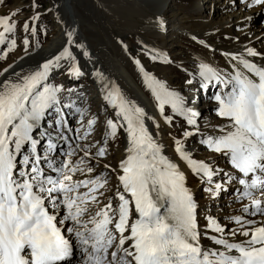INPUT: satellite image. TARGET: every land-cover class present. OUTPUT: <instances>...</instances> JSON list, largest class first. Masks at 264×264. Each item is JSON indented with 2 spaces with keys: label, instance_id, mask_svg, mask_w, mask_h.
<instances>
[{
  "label": "snow or ice",
  "instance_id": "6c2138e0",
  "mask_svg": "<svg viewBox=\"0 0 264 264\" xmlns=\"http://www.w3.org/2000/svg\"><path fill=\"white\" fill-rule=\"evenodd\" d=\"M237 6L264 9V0H227L226 9ZM38 7L22 25L25 52L38 37ZM250 22H235L245 42L218 28L191 35L206 52L175 64L178 85L133 57L154 114L94 64L87 70L92 57L74 28L36 66L0 72V264H71L74 251L80 264H264V45H252ZM153 23L166 33L163 18ZM15 31L10 16L0 17V51L16 47ZM218 41L237 47L218 49ZM137 43L151 62L174 63ZM58 72L98 86L95 111L81 89L55 81ZM210 89L216 119L205 118L202 130L195 105ZM117 142L123 154L112 163ZM182 165L206 200L230 192L226 208L238 207L214 215Z\"/></svg>",
  "mask_w": 264,
  "mask_h": 264
},
{
  "label": "bare ground",
  "instance_id": "6f19581e",
  "mask_svg": "<svg viewBox=\"0 0 264 264\" xmlns=\"http://www.w3.org/2000/svg\"><path fill=\"white\" fill-rule=\"evenodd\" d=\"M200 2L210 5L207 6L209 19L208 16H202L205 10L200 9ZM53 4L50 9L52 8V15L56 22L55 35L42 47L34 49L27 55L21 56V58L19 54L16 55L13 61L4 68H8L9 65H13L17 69L20 65L36 66L45 58L55 54L65 44L66 29L74 28L76 32L74 39L82 42L90 51L92 57V63L88 64L87 70L89 69L90 72L92 64H94L96 68L101 70L102 74L114 81L124 94L136 101L139 106L144 107L147 112L153 114L154 107H151L149 100L145 97L142 79L132 63L133 57L128 44H132L131 39L133 37L137 41L145 42L150 47L154 46L168 57H173L174 48H170V51L165 50L164 42L179 41L182 37H190L193 34L199 37L206 30L217 28L220 32L231 35V30L236 29L235 22L245 16L251 17L248 30L252 33V24L255 22L252 21L255 16L254 13L256 11H261L259 12L261 15L264 13V9L260 8L240 11L237 6L231 10L226 9L227 0H56V4L54 6ZM156 17H161L166 22V33H162L154 25L153 21ZM239 34L237 32V36ZM120 37H123L127 44H120L118 40ZM239 37L240 42H245L247 39L241 34ZM250 39L253 46L258 50H262V45H264L263 36L259 38L257 36L250 37ZM125 46L127 51H125ZM175 47L179 46L175 45ZM236 47L237 45L231 41L217 42L218 49L235 50ZM138 49L139 44L136 48V55L140 56L142 53H138ZM205 52L206 50L203 49L201 54ZM217 54L219 53L217 52ZM84 63L83 58H81L82 67ZM155 64L157 65L155 67L159 70L167 68L165 64ZM143 66L149 71V66ZM58 73H55V76ZM88 78L86 77V80ZM0 79H3V77H0ZM89 80L95 89V96L91 97V101L98 106L101 103L98 98V86L90 78ZM206 104L207 106H205ZM201 107L207 114L213 104L207 100L202 102ZM165 143L167 144L168 141H165ZM120 152L122 155V148ZM168 154L171 155L170 152ZM194 158L204 159V154L202 152L194 154ZM182 170L186 172L187 184L196 194V198L201 205L210 208L214 215L222 216L224 210L232 211L238 207V205H233L232 208H226V204L230 203L232 199L229 196V194L231 195L230 192L226 194L229 197L221 195L219 200H206L199 181L192 177L183 165ZM71 264H80L79 253L74 251Z\"/></svg>",
  "mask_w": 264,
  "mask_h": 264
},
{
  "label": "rangeland",
  "instance_id": "374dc122",
  "mask_svg": "<svg viewBox=\"0 0 264 264\" xmlns=\"http://www.w3.org/2000/svg\"><path fill=\"white\" fill-rule=\"evenodd\" d=\"M33 3H36L39 5V7L37 9H35L36 12L40 13L39 16V24L40 27L38 29V37L37 38H32L30 36V46L27 49V52H25L24 48H23V44H22V37L24 35V33L22 32V25L25 21L30 20L33 16V9L31 8V5ZM52 3L56 4V0H0V17H5V16H10L12 18V20L16 23V31L14 34V39H16V47L14 49H12L11 51H7L6 53L3 51H0V55H4L5 58L0 60V71L3 72L4 71V66L6 67L9 63H11L14 59V57H16V55H20L21 56H25L28 53H30L31 51H33L36 48H40L42 47L44 44H46L48 41H50V39L55 35V18L52 15V8L50 9ZM53 4V6H54ZM207 6L209 7L210 5L208 4H204V3H199V7L200 9L203 11L202 16L207 17L208 19L210 18L209 16V10H207ZM259 12L261 11H256L254 13V17L252 19V21L254 20L255 22L252 24V33H251V37H255L257 36V38L259 37H264V13L261 15L259 14ZM13 13H18V15L13 16ZM258 13V14H256ZM54 28V29H53ZM31 32V29H29V33ZM231 36L236 37L237 36V31L236 29H233V31L231 30ZM240 35V34H239ZM238 35V36H239ZM184 38V39H183ZM189 39V40H188ZM119 43L120 44H127V41L123 38L120 37L118 38ZM132 40V44H128L129 48H130V52L132 57H135L136 59H139L140 62L143 65L149 66V72H151L153 75H155L157 78L164 80L166 83L168 84H172V85H178L181 82L183 73H180L179 71H177L175 64L180 63V62H185L187 63L189 61V59L196 55L197 53H202L203 49L195 44V42L190 39V37H182L179 41H169V42H164L163 46L165 48V50L170 51V48H174V54H172L173 57H170L171 60L174 62L172 65H166V69L164 70H159L157 69V65L153 62H149L150 60L147 59L143 54H141L140 56L136 55V48L138 45V41L136 39H134V37L131 39ZM122 42V43H121ZM175 45H178L179 47H175ZM173 46V47H171ZM199 46V47H198ZM0 48H3V46H0ZM216 59L219 63H222V58L219 57V54L216 55ZM156 66V67H155ZM157 69V70H156ZM89 71V69H88ZM61 73V72H59ZM57 74V76H55V81L57 83H62L65 87L68 86H77L79 89H81L82 94L85 97L86 101H90L91 102V108L92 111H95L97 106L95 105V103L91 101V97L95 96L94 93V86L91 82H89V78L86 80V77L80 80H75V79H71L68 78L66 74ZM58 77V78H57ZM143 93L145 95V97L149 100L151 107H154V102L151 100L150 97V93L143 89ZM211 91L213 90H209L208 93H204L201 92L198 96V103L195 105V107L199 106V111L201 112V129L204 130V124H203V120L205 118H208L210 120L215 121V117H214V113H212L211 109L208 111V113L206 114L204 110H202V102H206L208 99V95L211 93ZM121 147L119 145V142H117V144H114L111 148H109V152L112 153V158H111V162L112 163H117L118 162V158L121 157ZM117 151V152H116ZM120 153H119V152ZM120 154V155H119ZM204 154V153H203ZM226 197L231 196L229 194L226 195L224 194ZM215 201V200H212Z\"/></svg>",
  "mask_w": 264,
  "mask_h": 264
}]
</instances>
